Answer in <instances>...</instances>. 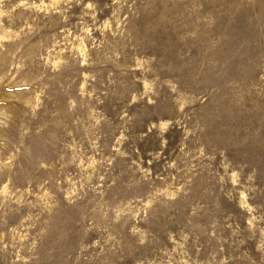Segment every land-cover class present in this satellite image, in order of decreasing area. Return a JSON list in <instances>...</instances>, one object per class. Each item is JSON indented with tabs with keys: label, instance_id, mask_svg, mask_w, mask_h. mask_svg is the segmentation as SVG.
I'll use <instances>...</instances> for the list:
<instances>
[{
	"label": "rangeland",
	"instance_id": "rangeland-1",
	"mask_svg": "<svg viewBox=\"0 0 264 264\" xmlns=\"http://www.w3.org/2000/svg\"><path fill=\"white\" fill-rule=\"evenodd\" d=\"M0 264H264V0H0Z\"/></svg>",
	"mask_w": 264,
	"mask_h": 264
}]
</instances>
